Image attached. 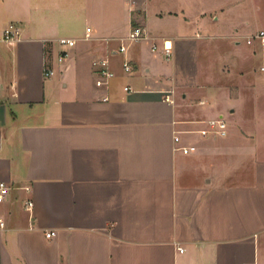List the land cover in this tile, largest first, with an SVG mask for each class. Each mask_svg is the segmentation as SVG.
I'll return each instance as SVG.
<instances>
[{"label": "crops", "instance_id": "1", "mask_svg": "<svg viewBox=\"0 0 264 264\" xmlns=\"http://www.w3.org/2000/svg\"><path fill=\"white\" fill-rule=\"evenodd\" d=\"M211 1L0 0L1 264H264V131L226 119L203 135L243 85L187 79L192 27L228 36L229 6ZM134 14L147 38L128 39Z\"/></svg>", "mask_w": 264, "mask_h": 264}, {"label": "rangeland", "instance_id": "2", "mask_svg": "<svg viewBox=\"0 0 264 264\" xmlns=\"http://www.w3.org/2000/svg\"><path fill=\"white\" fill-rule=\"evenodd\" d=\"M212 1L213 5H219L220 2L228 4L226 17L232 22L228 25L233 27V30H229V27L226 30V40H220L210 37L212 31L198 26L192 27L198 47L194 53L185 56L192 66L191 78L187 79L210 85L225 80L233 84L241 83L243 101L236 105L237 111L233 115L226 109L225 119L234 122L232 126H237L239 119H242L244 127L264 131V72L260 69L264 61V38H254L251 43L247 42L248 36H254L264 30V0ZM235 28L240 29L242 36L234 37ZM236 40L240 43L235 44ZM219 41L225 44L220 48L211 46ZM220 65L224 68L233 67L234 71L241 69L243 72L232 73V76L219 71Z\"/></svg>", "mask_w": 264, "mask_h": 264}, {"label": "built area", "instance_id": "3", "mask_svg": "<svg viewBox=\"0 0 264 264\" xmlns=\"http://www.w3.org/2000/svg\"><path fill=\"white\" fill-rule=\"evenodd\" d=\"M135 24L132 27V31L130 35L128 36V39L131 41L140 40L147 38L148 34L146 32L145 27L143 24L139 23L134 19ZM20 34V28L17 25V23L11 22L4 30L3 32V38L5 40H12L16 37H18ZM264 38V30H261L259 33L255 34L254 36L248 37L247 42L251 43L252 39L254 38ZM60 45L66 47H70L76 44L75 39H68V38H62L59 40ZM154 49L156 46L153 47ZM164 52L167 56H170L172 54V45L168 43V41H165L163 46ZM127 50V46L125 44H121L118 48V50L114 52H120L124 53ZM68 55L67 50H63L60 54L58 59L62 61L66 56ZM94 66L96 67V73L98 75L96 79V84L98 86H108L110 84L111 79L114 77L115 72L110 66V60L108 58H98L94 60ZM123 68L126 72H131L133 69V65L129 59H125L123 62ZM261 71L264 72V61L260 66ZM54 69L50 67H46L45 74L46 76H50L54 74ZM126 90L129 89L128 86L125 87ZM203 135H207L209 133L215 132L220 135H227L228 133V122L226 119L222 116L217 117L215 119H210L208 121V127L199 130ZM185 152H189L191 150L195 149V146H183L182 147ZM10 193V184L5 180H0V204L3 203L6 198L8 197ZM33 201L28 202V208H32ZM7 230V221L6 219L0 214V235ZM53 234V232H47L46 235L50 237ZM184 250V249H181ZM1 264V263H0Z\"/></svg>", "mask_w": 264, "mask_h": 264}, {"label": "trees", "instance_id": "4", "mask_svg": "<svg viewBox=\"0 0 264 264\" xmlns=\"http://www.w3.org/2000/svg\"><path fill=\"white\" fill-rule=\"evenodd\" d=\"M133 24H135V21H133Z\"/></svg>", "mask_w": 264, "mask_h": 264}]
</instances>
